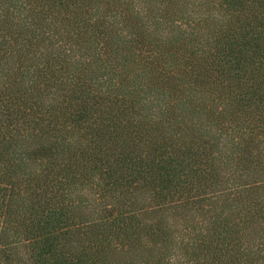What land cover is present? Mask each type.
<instances>
[{"label": "trees", "instance_id": "obj_1", "mask_svg": "<svg viewBox=\"0 0 264 264\" xmlns=\"http://www.w3.org/2000/svg\"><path fill=\"white\" fill-rule=\"evenodd\" d=\"M145 1L0 0V264H264V0Z\"/></svg>", "mask_w": 264, "mask_h": 264}, {"label": "rangeland", "instance_id": "obj_2", "mask_svg": "<svg viewBox=\"0 0 264 264\" xmlns=\"http://www.w3.org/2000/svg\"><path fill=\"white\" fill-rule=\"evenodd\" d=\"M124 7L125 11H127V14L131 16L135 21L136 24L138 23L145 29H149L150 23H149V17L150 16L148 13L145 14L142 9L145 7H150V14L156 15L160 10H162V6L160 4L158 5H151V3H148L145 0H118ZM180 17L182 19L186 20H204V19H210V20H218V13H216L213 10H208L204 6V0H180ZM19 18V21L17 18H10V24H15V25H23L25 24L23 18ZM106 21H112L117 29H121V21L118 16V14H107L106 15ZM50 18H46L43 20L41 23L36 28L35 34L38 35V37L41 39L40 46L41 50L48 49L50 44V38H53V35L51 34L52 31V25L53 23L50 22ZM134 28H132L133 30ZM121 35L127 38V34H125L124 31L121 32ZM25 38V37H24Z\"/></svg>", "mask_w": 264, "mask_h": 264}]
</instances>
